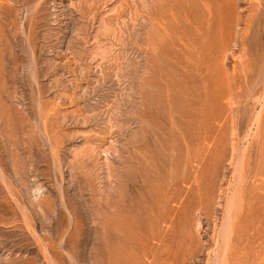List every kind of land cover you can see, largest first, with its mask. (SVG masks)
Returning a JSON list of instances; mask_svg holds the SVG:
<instances>
[{
	"label": "rangeland",
	"instance_id": "obj_1",
	"mask_svg": "<svg viewBox=\"0 0 264 264\" xmlns=\"http://www.w3.org/2000/svg\"><path fill=\"white\" fill-rule=\"evenodd\" d=\"M214 262L264 264V0H0V264Z\"/></svg>",
	"mask_w": 264,
	"mask_h": 264
},
{
	"label": "bare ground",
	"instance_id": "obj_2",
	"mask_svg": "<svg viewBox=\"0 0 264 264\" xmlns=\"http://www.w3.org/2000/svg\"><path fill=\"white\" fill-rule=\"evenodd\" d=\"M210 32V31H209ZM207 166V165H206ZM197 186V185H196ZM232 197V196H231ZM116 210V209H115ZM225 214H226V212H225ZM225 217H227V216H225ZM222 227V226H221ZM225 229V228H224ZM222 230V229H221ZM224 231V230H223ZM220 233H221V231H219ZM226 233V232H225ZM231 233V232H230ZM224 235H226V234H224ZM223 236V235H222ZM221 236V237H222ZM221 239V238H220ZM224 240V239H223ZM229 240V239H228ZM227 242V241H226ZM228 244V243H227ZM166 245V244H165ZM221 245V244H220ZM226 248V247H225ZM217 252V251H216ZM215 253V252H214ZM214 255V254H213ZM216 255V254H215ZM215 255H214V257H215ZM216 260V259H215ZM215 263V262H214ZM205 264V263H204ZM216 264V263H215Z\"/></svg>",
	"mask_w": 264,
	"mask_h": 264
}]
</instances>
